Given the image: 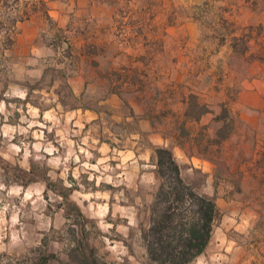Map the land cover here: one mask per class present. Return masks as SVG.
I'll return each instance as SVG.
<instances>
[{"label": "rangeland", "instance_id": "374dc122", "mask_svg": "<svg viewBox=\"0 0 264 264\" xmlns=\"http://www.w3.org/2000/svg\"><path fill=\"white\" fill-rule=\"evenodd\" d=\"M97 2L112 14L72 11L57 45L102 83L73 91L63 80L58 97L8 92L0 104V264H155L142 240L153 197L125 179L123 140L114 139L113 153L88 147L96 132L137 128L135 117L115 121L128 103L210 161L212 181L199 172L186 181L200 194L212 190L226 201L220 214L240 220L188 264H264V114L250 125L236 105L240 89L264 81V0ZM43 7L0 0V33ZM110 92L122 101L116 108L98 104ZM80 104L99 108L100 122L83 111L74 121ZM202 105L208 111L194 119ZM37 106L50 110L42 116Z\"/></svg>", "mask_w": 264, "mask_h": 264}, {"label": "crops", "instance_id": "0c3cea01", "mask_svg": "<svg viewBox=\"0 0 264 264\" xmlns=\"http://www.w3.org/2000/svg\"><path fill=\"white\" fill-rule=\"evenodd\" d=\"M40 1L44 3V9L41 12H28L23 19H18L11 25L12 31L7 34L0 33V104L2 105L5 103V95L8 92L26 99L31 92L38 91L41 94L40 99L47 100L50 94L51 97H54V95L58 97V86L63 83V80L68 83L73 91L77 89L76 83H81V88L85 85H93L96 82L102 83V79L96 77L99 76L97 71L90 72L94 76L85 77L80 72V68L75 65V56L70 55L66 60L63 54L60 53L57 40L61 35L60 31H63L70 21L72 11L75 14L76 11L81 13L87 8L103 9L106 11V15H111L114 9L111 4L109 5L107 2L98 4L97 0ZM47 23H50L53 28L50 29ZM65 70H67L66 75ZM49 72H52V75ZM48 84H50V87ZM108 94H110V99H100L98 104L102 103L110 108L118 107L122 101L115 93L110 92ZM59 105L61 106L60 102L57 101L55 106L59 107ZM128 105L130 112L128 111L124 116H115V121L119 122L123 119L129 121L135 117L137 128L132 131L123 130L121 132L109 129L107 135L96 132L91 138V142L95 145L93 146L90 143L88 147L96 149L97 152L103 149L113 153L115 149L114 139L123 140L121 152H124L126 158L121 162L123 164L122 168H125L122 173L125 179L129 177L134 186L148 187L150 198L153 197L159 183L155 167L154 146L163 145L172 149L184 180L191 182L194 173L199 172L204 175L206 184L212 181V165L207 158L187 152L186 148L173 143L171 136L154 126L152 115L137 110L133 103H128ZM236 105L240 111L242 121L255 126L264 114V81L262 78L252 79L247 87L238 91ZM27 106H29V109L33 108L30 101H25V107ZM46 107L37 106L36 108L40 109L43 116L50 110L48 106ZM81 111H83V114L90 115L88 121L100 122L102 111L99 108L85 107L81 104L71 110L72 114L77 113L76 117L73 115L74 121L79 119ZM201 193L208 196L214 195L212 190ZM215 201L220 210L225 209V200L215 198ZM230 215H232L230 211L220 214L207 247L216 244L212 242L215 235L227 237L229 227H232V225L239 226V218L235 219ZM229 221L232 222L227 225Z\"/></svg>", "mask_w": 264, "mask_h": 264}, {"label": "trees", "instance_id": "16d2710c", "mask_svg": "<svg viewBox=\"0 0 264 264\" xmlns=\"http://www.w3.org/2000/svg\"><path fill=\"white\" fill-rule=\"evenodd\" d=\"M201 108L194 119L208 111ZM153 152L159 183L142 240L153 263L188 264L207 248L220 209L213 197L198 193L183 179L171 148L154 146Z\"/></svg>", "mask_w": 264, "mask_h": 264}]
</instances>
